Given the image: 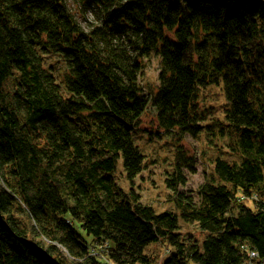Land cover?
Instances as JSON below:
<instances>
[{"label": "trees", "instance_id": "1", "mask_svg": "<svg viewBox=\"0 0 264 264\" xmlns=\"http://www.w3.org/2000/svg\"><path fill=\"white\" fill-rule=\"evenodd\" d=\"M236 1L0 0V214L10 228L0 230V264H53L25 238L58 264H244L243 246L264 256V0ZM207 10L222 27L207 30L192 62L190 47L178 50L190 22L207 28ZM166 22L180 28L173 53L156 46ZM51 54L61 76L47 69ZM153 57L163 66L150 98L159 129L196 134L198 123L239 158L216 157V181L196 201L177 193L194 165L176 150L166 179L174 210L160 213L116 180L118 164L129 183L143 171L132 135L148 94L136 81ZM208 87L228 102L222 126L196 113ZM179 219L202 240L182 238ZM153 245L168 254L153 256Z\"/></svg>", "mask_w": 264, "mask_h": 264}, {"label": "rangeland", "instance_id": "2", "mask_svg": "<svg viewBox=\"0 0 264 264\" xmlns=\"http://www.w3.org/2000/svg\"><path fill=\"white\" fill-rule=\"evenodd\" d=\"M150 60L151 63H143L137 79L147 92L153 91L156 87L158 77L157 60L155 58ZM219 88L208 87L201 90L198 94L199 98L196 99L194 104L197 114L203 109L208 110L210 119L216 121L212 128L216 124L219 126L223 125L222 112L226 104ZM148 110L140 119L137 129L132 135L135 145L144 157L143 171L140 172L133 182L129 183L122 174L121 164H118L116 180L123 190L128 191L132 188L139 201L152 207L154 211L160 213L174 210L171 202L173 194L166 186V179L176 169L174 167V153L176 150L184 152V155L192 159L194 165V170L182 168L185 184L183 187L177 188V193L193 197L196 201L199 186L210 180L213 161L216 157L230 162L239 161L238 157L232 156L233 154L227 151L224 145L225 142L221 138L219 140L211 138L200 128L198 123L194 130L196 134L179 132L178 129L163 131L159 129L156 116L153 115L151 109ZM179 233L182 238L193 236L199 242L204 236L197 230L195 225L182 224ZM80 235L83 239H87L86 242L89 243L88 237L86 238L82 233ZM158 247L156 245L150 246L148 251L153 256L160 258L164 250H159Z\"/></svg>", "mask_w": 264, "mask_h": 264}, {"label": "bare ground", "instance_id": "3", "mask_svg": "<svg viewBox=\"0 0 264 264\" xmlns=\"http://www.w3.org/2000/svg\"><path fill=\"white\" fill-rule=\"evenodd\" d=\"M238 1V0H237ZM236 1V2H237ZM206 17H205V24H207V28L204 29V26L201 25L200 22L198 23H193L190 22L189 23V30H188V35L186 38H188V40L186 41L188 43V45H185L181 47L180 50H178L177 47L180 46L179 44V41H180V34H179V29L177 27V22L175 23H164L162 24V27H160L161 29V35L158 42H156V46H158L159 48H163V50L166 52H170V53H173V50H178V51H187V47H190V56L189 58H191V61L194 62V61H197L201 56H202V53L200 52L201 49L205 46V42H209V38L206 39V32L207 30H221V27L222 26H219V23L217 22H213L212 21V18L210 16L211 14V11H206ZM177 19L180 21V17H177ZM89 20H91V18L89 17ZM209 21V22H208ZM78 24L79 26L84 30L86 31V25L84 23H81L79 20H78ZM209 24V25H208ZM212 33V32H211ZM212 38L216 41H214V43H217L219 45V41L217 39V37L212 33ZM216 38V39H215ZM212 39V41H213ZM216 48V47H215ZM188 53V52H187ZM255 56V57H254ZM256 56H258V54L256 55V52L252 51V57H254V59H256ZM58 57L60 58V56L58 55H54V54H51L50 55V61H48V68L47 69H53L54 68V74L58 75V76H61V74L63 73L64 69H63V63H60L59 62V59ZM157 60L156 64H157V72H158V77H157V83H156V87L153 89V91H149L147 92L143 87H142V84H140L138 82V80L136 81V87H137V84L138 86L141 88L142 90V93L141 94L142 96L144 94H148V97H147V101H148V105L146 107V109L144 110V112L142 113V117L143 115L148 112L149 110L148 109H151L153 115L156 114V109L154 106L151 105L150 101H152L150 98L153 96V98L155 99V97H158L159 96V88H158V85H159V75H161V71H162V61H160V57H153ZM259 58L256 59V61H258ZM254 61V62H256ZM151 63V60L148 58L144 61L145 64L147 63ZM253 62V60H252ZM251 63V64H254ZM57 83V82H55ZM223 98H224V101H225V97H224V94H223ZM225 104H228V102L225 101ZM223 139V138H221ZM215 176H210L209 179H210V182L211 183H214V181H216V178H214ZM180 187H183L182 184L179 185V188ZM241 196V195H239ZM254 199H257V198H254ZM241 202H245V204L249 207H251V205H253V203L251 202V200H248V199H245L244 197L241 196V199H240ZM264 202V201H263ZM179 222V221H178ZM182 220L179 222V228L182 226ZM179 233V231H178ZM242 251H244L246 253V258H248L249 261H246V264H264V256H260L258 254L257 251L253 250V249H250L248 248L247 246H243L242 248ZM164 250V254H168V249H163ZM94 254L95 255H98V257L102 259V255L100 253L97 252V250L93 249ZM163 256V255H162ZM105 262V261H104Z\"/></svg>", "mask_w": 264, "mask_h": 264}, {"label": "water", "instance_id": "4", "mask_svg": "<svg viewBox=\"0 0 264 264\" xmlns=\"http://www.w3.org/2000/svg\"><path fill=\"white\" fill-rule=\"evenodd\" d=\"M0 230L5 231V232H9L10 231V228L8 226V223L6 222V220L3 219V217H2L1 214H0ZM20 242L24 245V247L26 249L33 250V251H36V252H40L43 255H45L46 258L51 263L58 264L54 259H52L51 257L47 256L42 249H40L39 247H37L32 240L25 238V239H20Z\"/></svg>", "mask_w": 264, "mask_h": 264}, {"label": "built area", "instance_id": "5", "mask_svg": "<svg viewBox=\"0 0 264 264\" xmlns=\"http://www.w3.org/2000/svg\"><path fill=\"white\" fill-rule=\"evenodd\" d=\"M247 261H249V260L247 259ZM244 264H246V262Z\"/></svg>", "mask_w": 264, "mask_h": 264}]
</instances>
